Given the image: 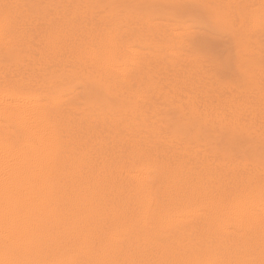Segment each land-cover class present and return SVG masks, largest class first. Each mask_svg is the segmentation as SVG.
<instances>
[{"label": "bare ground", "instance_id": "obj_1", "mask_svg": "<svg viewBox=\"0 0 264 264\" xmlns=\"http://www.w3.org/2000/svg\"><path fill=\"white\" fill-rule=\"evenodd\" d=\"M59 1L74 14L35 20L0 0V48L26 57L0 69V264H264V170L153 121L166 88L244 128L264 116L261 99L205 84L178 50L184 31L152 16L192 4ZM207 1L250 31L264 18V0Z\"/></svg>", "mask_w": 264, "mask_h": 264}, {"label": "rangeland", "instance_id": "obj_2", "mask_svg": "<svg viewBox=\"0 0 264 264\" xmlns=\"http://www.w3.org/2000/svg\"><path fill=\"white\" fill-rule=\"evenodd\" d=\"M4 1L23 4L35 20L47 19L49 16L66 17L74 14L72 10L62 7L59 0ZM108 2H113V0ZM150 2L153 3V1L148 3ZM180 2L190 3L192 7L186 8L187 12L178 14L173 11V7H169L168 10V7H165L168 5H163L162 9V5L153 3L151 6L160 7V9H157L158 13L152 16L156 17L157 22L169 23L170 26L177 28L179 33L184 31L178 41L185 46L178 47V50L190 59L188 61L191 67L201 73L203 82L211 85L212 88L223 89L234 94H245L252 96V99L264 101V78H262L264 77V18L259 19L258 30L250 31L247 26L232 20L220 4L209 3L206 0H180ZM148 3L146 5H149ZM122 4L115 5L114 10H118L120 6L123 7ZM139 5L145 4L139 3ZM44 6L51 10L49 9L48 13L44 12ZM94 10L101 9L94 8ZM137 10L140 12V9ZM174 15L175 18H173ZM181 15L184 17L182 18ZM25 58V55L19 51L0 48V69L7 71L23 68L21 65ZM165 64V62L159 65L154 63L151 68L158 71L170 68L166 66L168 64ZM77 84L78 82L75 81L74 85L78 86ZM87 85L91 84L87 83ZM92 86L96 87L98 93L96 95L100 96V100L108 104L112 103L113 97L110 94L103 91L97 84ZM78 88L76 102L82 103L83 92L81 88ZM171 92L169 88L161 90L163 94L156 100L157 109L153 111V121H156L158 125H163L165 137L185 147L200 150L220 164H229L232 167L250 166L264 170V116H261L262 118H259L258 122L252 126L244 128L238 124V121L232 123L221 111L214 112L205 105H196L191 97H179ZM108 99H112L111 103Z\"/></svg>", "mask_w": 264, "mask_h": 264}]
</instances>
